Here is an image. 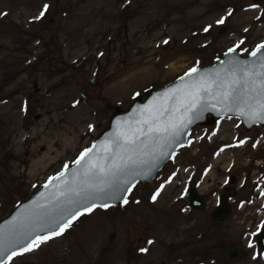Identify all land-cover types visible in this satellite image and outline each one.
I'll use <instances>...</instances> for the list:
<instances>
[{
    "label": "rangeland",
    "instance_id": "rangeland-1",
    "mask_svg": "<svg viewBox=\"0 0 264 264\" xmlns=\"http://www.w3.org/2000/svg\"><path fill=\"white\" fill-rule=\"evenodd\" d=\"M261 43L264 0H0V217L70 163L114 110L230 46ZM189 136L127 204L96 207L8 264H264L253 235L264 224V126L208 116ZM190 159L205 168L191 175ZM191 179L207 197L202 209L179 197ZM222 193L230 214L212 220ZM233 241L245 251L232 261L224 249Z\"/></svg>",
    "mask_w": 264,
    "mask_h": 264
},
{
    "label": "water",
    "instance_id": "water-1",
    "mask_svg": "<svg viewBox=\"0 0 264 264\" xmlns=\"http://www.w3.org/2000/svg\"><path fill=\"white\" fill-rule=\"evenodd\" d=\"M220 30L221 27L218 31ZM257 45L253 46L246 53H240L237 49L235 52L229 53L228 50L235 47L230 46L226 48L217 59L193 66L197 68L198 71L192 78L186 77L185 73L189 72L193 67L171 80L151 88L142 98L132 99L124 108L114 110L109 115L106 125L92 138L89 144L67 164L69 167L65 179L71 180L74 173L80 171V169H77L75 161L82 151L95 146L91 155L94 158L103 157L106 155L103 150L105 144L114 139L117 133L141 127L142 125L137 122L148 115L147 112L143 111L144 109H157L163 105L167 96H172V98L167 101V106L169 108L174 105L178 106L179 101L176 97L182 96V92H175V90L183 89L184 85L189 83L190 80H199L203 77L206 83L215 81L216 83H212V87L214 90H217L218 84H223L225 81L231 79L230 74L233 71L236 72L237 79L244 70L250 72H264V69L261 68V58L264 57V50H261L256 57L251 56V52ZM173 93L175 94L173 95ZM206 103L209 104V107L201 112L199 118H194L193 122L189 124L187 128L181 130L178 135L171 137V146L166 149L169 155L161 156L159 153H155L139 157L146 162L125 169L122 173H118L116 177L112 178V186L108 187L105 185V191L97 194L92 200L82 199L80 203L74 205L60 203L53 199V197L62 190L63 185L59 180H55L49 184V178L58 176V174L64 170L63 166L59 171L39 184L29 195L18 200L6 214L0 217V230L6 235L11 229L20 232L31 231L32 235H44L48 233L50 228H56L57 224L62 222L61 218H67L70 211L77 209L82 210L84 206L93 202L96 204L107 203L109 205L120 203L122 201L121 197L125 195L122 189L128 187L127 183L122 185L119 184L118 182L120 180H127L129 183L132 181H135V183L138 181L151 182L159 169L173 157L171 153H175L178 147H181L187 142L191 128L196 124L205 122L208 116L211 119H221L225 116L236 117L244 128H250L254 125L264 126V119H252L250 116L241 115L239 106H233L232 110L229 111L222 105L216 104L214 100L209 99ZM212 104H215L214 108L211 107ZM244 111L250 112L251 109L245 107ZM141 139H143V137H141ZM108 162L110 161H105V163ZM230 181H232V179H230ZM46 184H49V186L45 187ZM57 185H60V187L58 188ZM116 188H120L121 190L113 197L111 193ZM187 189V193H185V189L180 193V198L187 206L202 209L205 206L203 195L193 185L188 186ZM64 199V197H60V201H64ZM230 210V203L226 195L223 194L219 197L218 202L209 210L208 216L212 220L222 221L228 218ZM52 221H56V223H52ZM33 229L34 231H32ZM254 234L255 248L263 252L264 227H259V230L257 229ZM111 236L112 232H109V237L111 238ZM24 242L25 241H21V245ZM19 246L20 245H17L16 247ZM244 251L245 248L243 244L238 241H233L225 247L224 254L227 259L233 261L241 258ZM0 258L3 257L0 256Z\"/></svg>",
    "mask_w": 264,
    "mask_h": 264
},
{
    "label": "snow or ice",
    "instance_id": "snow-or-ice-1",
    "mask_svg": "<svg viewBox=\"0 0 264 264\" xmlns=\"http://www.w3.org/2000/svg\"><path fill=\"white\" fill-rule=\"evenodd\" d=\"M47 8L48 5H44L39 16L35 19L43 17ZM223 22V18L217 21L219 24ZM204 30L208 31V28L206 27ZM240 43L242 44L243 41ZM238 47L239 44L229 49V53L235 52ZM261 50H264V43L258 44L251 52V56L256 57ZM261 68L264 69V57L261 58ZM197 71V68L193 67L185 73V76L192 78ZM230 75L231 79L223 84H218L217 90L212 87V83H216L215 81L206 83L203 77L199 80H190L183 89L175 90V92H182V96L176 97L179 101L178 106L174 105L169 108L167 101L172 96H167L163 105L157 109H144L143 111L147 112L148 115L137 122L142 126L117 133L114 139L105 144L103 149L105 156L94 158L91 154L95 146L82 151L75 161V165L80 171L75 172L71 180L65 179L69 167L67 164L64 165V170L58 176L49 178V184L59 180L63 185L62 190L53 199L69 205L80 203L82 199L92 200L97 194L105 191V185L112 186V178L116 177L118 173L146 162L139 157L155 153H159L161 156L169 155L166 149L171 146V137L178 135L181 130L187 128L194 118H199L201 112L209 107V104L206 103L209 99L214 100L216 104L222 105L229 111L232 110L233 106H239L241 115L250 116L252 119H264V72L244 70L238 79L235 71ZM211 107L214 108L215 104H212ZM245 107L251 111L245 112ZM174 154V152L171 153V155ZM105 161L110 162L105 163ZM118 183L121 185L128 184V187L122 189L125 195L121 197L122 203L127 204L129 202L128 194L135 187V181L129 183L127 180H120ZM49 184H46L45 187H48ZM57 187L59 188L60 185ZM120 190V188H116L111 195L115 197ZM187 191L188 189L185 188V193ZM159 194L160 190H157L153 194L152 200L155 201ZM261 195H264V192ZM60 197H64V201H60ZM109 206L107 203L96 204L93 202L84 206L82 210L70 211L67 218H61L62 222H59L56 228H50L46 235H32L31 231L20 232L15 229H11L6 235L0 230V256L3 257L0 258V264H8L15 257L34 251L43 243L61 236L72 226L75 220L85 213H91L96 207L107 208ZM52 223H56V221H52ZM259 227H264V224ZM21 241L25 242L21 245ZM148 243L151 244L153 241H148ZM17 245L20 246L16 247ZM249 246L252 247V242L249 243ZM141 251L147 252L148 249L143 248Z\"/></svg>",
    "mask_w": 264,
    "mask_h": 264
},
{
    "label": "flooded vegetation",
    "instance_id": "flooded-vegetation-1",
    "mask_svg": "<svg viewBox=\"0 0 264 264\" xmlns=\"http://www.w3.org/2000/svg\"><path fill=\"white\" fill-rule=\"evenodd\" d=\"M189 139H190V143H191L192 136H189ZM189 145H190V144L187 143V144H185L184 146H189ZM180 148H182V147H180ZM180 148L177 149L175 155L178 154ZM198 149H199V148H198ZM175 155H174V156H175ZM186 167H187V168L191 167V175H194V173H198L199 170H200V168H202V169L205 168V166H203V165H202L201 167H198V168H197V167L195 166L194 162H193L191 159L187 161V163H186ZM188 178L190 179V176H189ZM230 179H232V181H230ZM234 181H235V175H234V174H229L228 177H227V182L231 183V182H234ZM190 185H193V186H195V187L197 188L194 179H193V181H192V179H191V182L187 183L186 186H185V188L188 187V186H190ZM221 187H223V189H224L225 191L230 190V185H228V184H226V183H224V182H223V184H222ZM199 192H200V191H199ZM201 194H202V193H201ZM223 194L226 195V198H227V199H229V195L226 194V193H222V194H220L219 197H220L221 195H223ZM202 195H203V199H204V201H205V206H206V205H207V204H206L207 197H206L204 194H202ZM179 197H180V194H179ZM219 197H218V199H219ZM217 201H218V200H217ZM215 204H216V203H215ZM215 204H214V205H215ZM214 205H212L211 208H212ZM186 206H187V205H186ZM205 206H204V207H205ZM204 207H203V208H204ZM190 208H193V207H190ZM211 208H210V209H211ZM196 209H197V208H196ZM230 209H231V206H230Z\"/></svg>",
    "mask_w": 264,
    "mask_h": 264
}]
</instances>
